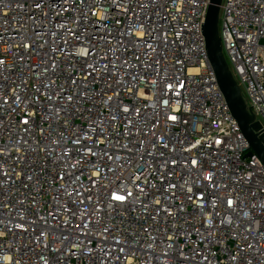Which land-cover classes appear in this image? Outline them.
Masks as SVG:
<instances>
[{
	"label": "built area",
	"instance_id": "2783aa9c",
	"mask_svg": "<svg viewBox=\"0 0 264 264\" xmlns=\"http://www.w3.org/2000/svg\"><path fill=\"white\" fill-rule=\"evenodd\" d=\"M208 3L0 0V264H264V166ZM218 28L264 127V0H222Z\"/></svg>",
	"mask_w": 264,
	"mask_h": 264
},
{
	"label": "water",
	"instance_id": "95a60500",
	"mask_svg": "<svg viewBox=\"0 0 264 264\" xmlns=\"http://www.w3.org/2000/svg\"><path fill=\"white\" fill-rule=\"evenodd\" d=\"M221 2L222 0H209L202 24L207 59L229 111L249 143L250 150L245 153V156L256 154L264 166V127L247 106L242 90L234 78L222 50L218 28Z\"/></svg>",
	"mask_w": 264,
	"mask_h": 264
},
{
	"label": "snow or ice",
	"instance_id": "6c2138e0",
	"mask_svg": "<svg viewBox=\"0 0 264 264\" xmlns=\"http://www.w3.org/2000/svg\"><path fill=\"white\" fill-rule=\"evenodd\" d=\"M37 7H39V4H37ZM93 71H95V69L93 68ZM179 86L181 87V88H184V83L183 82H180V84H179ZM168 87H169V89H171L172 88V85L170 84V85H168ZM67 99L68 100H71L72 99V97L71 96H68L67 97ZM171 119L173 120V121H175L177 118L175 117V116H172L171 117ZM24 123H27V120H25L24 121ZM79 141L78 140H76V141H73V143L75 144V143H78ZM218 143H219V141H218ZM167 145H165V147H166ZM190 163H191V165H197V160H191L190 161ZM73 167H74V165H73ZM141 171H142V169H141ZM209 179L211 178V177H208ZM134 187H135V185H134ZM119 190V189H118ZM140 194L142 195V194H144V191H143V189H141L140 190ZM112 195H113V197H114V199L116 200V201H119V202H122V206H126V204H127V198L128 197H132V202L133 203H135V201L139 198L138 196L137 197H133V195H132V193L131 192H127V191H125V194L124 195H116V194H114V193H112ZM232 203V201L231 200H229L228 201V204H231ZM112 205H109V207H111ZM251 247V246H250ZM233 259H236V257H233ZM181 264H183V262H181ZM241 264H243V261H241Z\"/></svg>",
	"mask_w": 264,
	"mask_h": 264
}]
</instances>
